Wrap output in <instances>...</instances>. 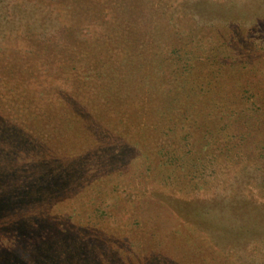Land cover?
Segmentation results:
<instances>
[{
    "label": "rangeland",
    "instance_id": "1",
    "mask_svg": "<svg viewBox=\"0 0 264 264\" xmlns=\"http://www.w3.org/2000/svg\"><path fill=\"white\" fill-rule=\"evenodd\" d=\"M255 86L264 0H0V264H264Z\"/></svg>",
    "mask_w": 264,
    "mask_h": 264
},
{
    "label": "trees",
    "instance_id": "2",
    "mask_svg": "<svg viewBox=\"0 0 264 264\" xmlns=\"http://www.w3.org/2000/svg\"><path fill=\"white\" fill-rule=\"evenodd\" d=\"M185 67H187L188 70L191 68L189 66V62L185 64ZM187 68H184V69H187ZM204 85H206V87H209V83H207V82L204 83ZM179 86H178L179 89H178L177 93H173L172 88L168 89V91L165 93L168 96V98H167V100L164 101L163 106L162 105L161 106L163 108V111H165V109H168V108H169V110L167 112H164L165 114H163V119L162 120L164 121V125L165 124L168 125V123H171L172 126H175V124L178 123V124H182L183 127L187 126L188 129H190V127H192V123H193L192 120L193 119L190 121L189 118H191V117H187V114H188V111L193 110V105L191 104L192 109L190 107L186 108L185 102H186V100L188 101V99H193L191 97L194 96L193 94H195V95L198 94V91L200 89H202L203 84L200 83V85L198 87L194 88V89H192V87H189V89H188L187 86H184V87H179ZM249 89H250V87L247 86V87H245L244 91L245 90L248 91ZM252 89L253 90H257V91L259 90L261 93L263 91V93H264V87L255 86V87H252ZM191 91H193V93ZM196 91H197V93H195ZM251 91L252 90H249V92H246V93L247 94L248 93L251 94ZM175 92H176V90H175ZM173 94H174V96H173ZM189 95L191 97H189ZM205 96H206V99H207L208 96L207 95H205ZM240 97H241V100H243V102L240 103L239 106H244V108L242 110V114H244L245 116L244 115L243 116L245 118L246 117L249 118V117H253V116L255 117L259 113L260 110L257 111L253 107H255L258 103L254 102V101H251L252 98L251 97L250 98L247 97L245 94H243V95L241 94ZM255 97H256V99L257 98L260 99L259 93H258V95H255ZM173 100H174V102H173ZM166 102H168V103H166ZM169 103H171V104L169 105ZM167 105H169L168 108H165V107H167ZM218 107H220V106H218ZM218 107H217V109H218ZM218 111H219V113L221 115L222 114L221 112H224V113L227 112V107L225 105H223V107L221 109H219ZM239 112H241V110ZM191 113H193V112H191ZM196 113L202 115L201 114L202 112H196ZM194 119L196 120V118H194ZM207 120L211 121V123H214L215 121H217V117L214 120H209L208 118H207ZM202 125L203 126L206 125V120L202 121ZM117 126L120 127V123L119 122H118ZM206 127L204 126V128H206ZM192 129H194V128H192ZM208 140H209V137H205V140H203L201 142V144H200V145H202V150L198 153L199 155L195 156L194 158L192 156L191 160H190V161H192V159H194V163L195 162H199V164H202V168H203L202 170H204V171H206V169L209 167L208 165H206V162H207L206 159L207 158H205V156L208 155V153L206 152V150H208V148H209V143H210ZM230 149H231V147L230 148H227V147L226 148H222L221 149V153H220L221 156L225 155L224 151L228 152L227 150H230ZM204 152H205V154H204ZM214 160H215V158H214ZM210 168H211V165H210ZM202 178L204 180L206 179L204 177H202Z\"/></svg>",
    "mask_w": 264,
    "mask_h": 264
}]
</instances>
